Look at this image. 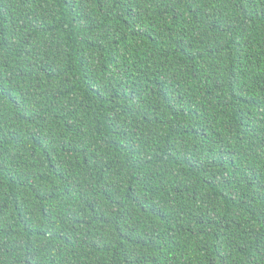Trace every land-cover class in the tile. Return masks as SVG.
<instances>
[{
	"label": "trees",
	"instance_id": "trees-1",
	"mask_svg": "<svg viewBox=\"0 0 264 264\" xmlns=\"http://www.w3.org/2000/svg\"><path fill=\"white\" fill-rule=\"evenodd\" d=\"M0 264H264V0H0Z\"/></svg>",
	"mask_w": 264,
	"mask_h": 264
}]
</instances>
